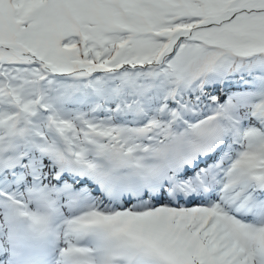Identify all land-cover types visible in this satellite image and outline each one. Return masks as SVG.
I'll return each mask as SVG.
<instances>
[{
  "label": "snow or ice",
  "instance_id": "6c2138e0",
  "mask_svg": "<svg viewBox=\"0 0 264 264\" xmlns=\"http://www.w3.org/2000/svg\"><path fill=\"white\" fill-rule=\"evenodd\" d=\"M0 264H264V0H0Z\"/></svg>",
  "mask_w": 264,
  "mask_h": 264
}]
</instances>
